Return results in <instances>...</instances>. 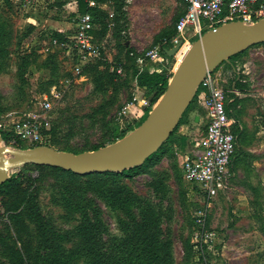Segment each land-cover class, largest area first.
<instances>
[{
  "label": "rangeland",
  "instance_id": "rangeland-1",
  "mask_svg": "<svg viewBox=\"0 0 264 264\" xmlns=\"http://www.w3.org/2000/svg\"><path fill=\"white\" fill-rule=\"evenodd\" d=\"M21 1L0 0V22H5L7 28V52L0 53V114L5 118L31 109L36 98L46 96L49 83L60 78L67 67L61 50H40L47 45L43 28L49 26L50 20L59 21V27L65 28L71 23L70 13L40 0L39 7L30 11L32 18L27 20L30 14L20 8ZM127 2L128 28L131 32L145 33L139 46L133 47L138 50L149 48L159 32L172 33L178 17L185 11L184 0ZM109 10L113 11L112 6ZM32 20L37 25L27 34ZM114 30L113 27L108 32ZM121 37L124 38L123 33ZM123 38L113 39L109 35L103 51L114 61H123L125 73L115 76L112 86L101 87L94 80L95 74H86L87 79L70 89L51 119V125L54 121L61 124L57 133L60 143L55 144L58 148L91 149L109 135V129L135 125L144 115L145 109L132 121H127L123 113L119 115L127 102H135L130 106L134 110L139 99L149 102L152 94L137 84L128 60L119 52ZM27 48L37 49L30 52ZM26 53L29 56L22 57ZM182 54L181 51L168 57V68ZM230 63L235 64L234 72ZM110 65L107 62L98 68L107 67L110 71ZM213 71L226 91L227 103L235 100L229 109V119L237 139V152L226 192L212 199L198 195L193 185L183 180L180 156L169 147L162 156L145 165L142 172L119 182L136 196L164 209L162 229L168 232L172 243L173 264H264V44L238 53ZM236 80L243 84L242 89L236 86ZM181 125L172 139L183 134ZM0 146L6 145L0 140ZM17 173L22 179L16 180L14 193L0 194V264H58L66 258L71 260L70 264H83L82 256L73 252L79 242L75 229L81 221L85 199L99 208L100 218L110 233L122 235L120 221L125 214L111 204L108 195L96 197L92 192L71 195L67 174L36 165L12 169L2 176L8 179ZM159 179L165 188L163 194L157 195L149 183ZM30 193L36 194L40 219L27 210Z\"/></svg>",
  "mask_w": 264,
  "mask_h": 264
},
{
  "label": "built area",
  "instance_id": "built-area-1",
  "mask_svg": "<svg viewBox=\"0 0 264 264\" xmlns=\"http://www.w3.org/2000/svg\"><path fill=\"white\" fill-rule=\"evenodd\" d=\"M184 1L185 11L177 19L172 36L163 37L147 49L129 52V55L134 57L136 75L143 71L149 73L155 71L159 64L163 63V48L169 49L180 42L177 53L181 51L183 53L194 40L216 26L235 21L254 24L264 19V0ZM34 3L36 0H24L21 9L27 13V9H34ZM88 4L96 6L94 1H88ZM107 14V26L112 28L113 12L109 11ZM69 15L71 23L65 28L55 29L63 33L64 38L49 37L44 47L47 51L49 46H57L63 52L67 64L65 73L49 85L46 96L36 98L31 109L9 118L0 114L1 143L7 147L29 148L47 145L50 139L51 119L63 105L70 89L87 79L84 73L86 66L104 59L102 45L94 36L99 25L91 13H80L76 9ZM123 63V61L112 63L109 67L110 72L123 75L125 73ZM198 91L197 97L205 111L207 123L191 151L182 157L181 174L183 180L196 187L198 195L212 199L219 193H225L230 186L231 164L237 139L226 111V91L213 70L206 72L196 92ZM134 104V101L127 102L119 111V115L123 113L127 121H132L139 117V113L149 105V102L141 98L136 102L134 110H131L130 106Z\"/></svg>",
  "mask_w": 264,
  "mask_h": 264
},
{
  "label": "trees",
  "instance_id": "trees-1",
  "mask_svg": "<svg viewBox=\"0 0 264 264\" xmlns=\"http://www.w3.org/2000/svg\"><path fill=\"white\" fill-rule=\"evenodd\" d=\"M69 1L71 0H53V2L49 4V7H56L58 9ZM88 1H94L96 3L111 2V6L113 8L114 33L117 35L121 32V30H127L129 26V18L127 16V10L125 9V6L128 3L127 0H76L78 11L80 13L90 12L94 21L99 25L100 29H97L94 32L95 38L102 36V32H105L107 29V12L98 8L97 6H89ZM119 27H121L120 31L118 30ZM33 28L34 27L32 25H29L26 33L28 34L31 32ZM6 29L5 22H0V53L5 55L7 52L5 50V46L7 45L5 43L7 32ZM174 31L175 25L173 27V32L170 34L167 30L159 32L156 36L157 40L155 41L158 42L163 37L172 36ZM51 36L58 39L64 38L63 33L56 31L52 32ZM260 44H264V42ZM120 48L122 51L124 50V55L129 62V67H131L132 76L135 77L137 70L134 63V57L129 55V52L132 50L126 49V46L123 43L120 44ZM32 50L33 48L29 51L31 52ZM28 53L22 57L26 56L27 58L29 56ZM237 55L238 54H235L229 57L228 60ZM162 58L163 62L168 58L164 52H162ZM104 61L105 60L99 59L84 68V73L87 75L91 73L95 74L94 80L100 85V87L103 85L112 86L114 84V77L118 76L115 72H110L107 67L103 69L98 68L101 64L107 63V61L106 63ZM118 62L122 61L117 60L116 63ZM233 66L235 67V64L230 63V68L233 69L232 72L235 71ZM123 67H125L124 63ZM167 68V65L160 63L155 71L151 73L143 71L142 73L136 75L137 84L152 94L149 98V105L145 107L144 115L141 117V119H139V121L135 123V125H128L126 128L121 130H119L118 127L109 129V135L106 134L107 137L101 142L93 145L91 149H60L55 144L60 143L57 133L59 132L61 124L57 121H54L50 129L52 137L50 138L47 145L58 150L78 153L82 151L95 150L123 138L127 132L133 131L145 119L148 112L152 109L151 106L156 104L163 95L167 87L168 80L171 76L167 73ZM22 72L24 73V71ZM234 77H236V74ZM56 80L51 81L49 85H51ZM236 86L239 89L243 88V84L237 80ZM196 93L168 139L161 144L157 151L151 154L144 160L142 164L138 166L131 167L121 172H103L85 176H80L71 171L63 170L58 167L37 166L38 168L44 167L59 170L67 174V182L69 183V188L67 189H72L69 190V192L72 193L71 195H77L81 192H92L96 197L108 195L111 204L121 209L125 214L124 220L121 219L120 221L122 235L116 236L110 233L106 225L102 222L99 208L96 205H92L89 199H85V201H83L81 206L84 208V211L81 221L75 229L76 235L79 238V242L75 245L73 252V254L82 256L83 264H173L171 248L172 243L168 232L162 229V217L164 209L161 208L162 206L160 204L136 196L123 184H121L119 180L122 178H133L134 175L142 172L145 165L153 162L155 159L159 158L160 155L162 156L163 153H165L164 149H167V144L173 141V134L177 130L179 124L187 121V114L194 107V101H196ZM234 104L235 100L230 103H227L226 100V111L228 116L229 109ZM236 152L237 147L234 155ZM19 179H22V175L20 173H17L15 176H11L10 178L6 179L0 184V194L9 195L14 193L16 189V180ZM149 185L157 195L163 194L165 186L162 184L160 179L151 181ZM193 187L196 190L194 185ZM74 198L77 199V196H74ZM26 203L29 214L36 219H40L42 215L36 202V194H28ZM14 209L17 210V208H13V210ZM70 263L71 260L69 258L58 262V264Z\"/></svg>",
  "mask_w": 264,
  "mask_h": 264
},
{
  "label": "water",
  "instance_id": "water-1",
  "mask_svg": "<svg viewBox=\"0 0 264 264\" xmlns=\"http://www.w3.org/2000/svg\"><path fill=\"white\" fill-rule=\"evenodd\" d=\"M263 42L264 19L254 24L230 22L204 32L183 52L163 95L129 134L98 149L78 153L44 144L29 148L0 146V184L7 179L2 173L25 165L58 167L85 176L121 172L142 164L173 132L206 72ZM179 46L180 42L163 48V52L167 57L174 56Z\"/></svg>",
  "mask_w": 264,
  "mask_h": 264
},
{
  "label": "crops",
  "instance_id": "crops-1",
  "mask_svg": "<svg viewBox=\"0 0 264 264\" xmlns=\"http://www.w3.org/2000/svg\"><path fill=\"white\" fill-rule=\"evenodd\" d=\"M23 1H21V3ZM39 1L40 0H36V3H34L35 7L40 5V4H37V2H39ZM43 1H45L47 4H50L53 2V0H43ZM128 3H127V5H128ZM96 6L108 13L110 11L109 8L111 7V2L96 3ZM20 8H21V4H20ZM54 8H56V7H54ZM61 8H65V9H67V13H71L72 11L77 9V4L74 0H71V1L67 2L66 4H64ZM30 11L27 12L30 14L28 19L26 18L27 20L32 18ZM106 22H108V14H107ZM58 23H60V22L58 21L57 23H55L54 20H50L49 26L47 28H43L42 31L45 32L44 36L46 37V40H48L49 37H52L51 34H52V32L55 31L56 28H59V29L62 28V27H59ZM29 25H32L33 27H35V25H37V24H36V22H34V20H32L31 22H29ZM36 27H38V26H36ZM112 28H109L107 26L106 31L102 32V36H100L98 39L96 38V41L102 45L103 50L105 49L104 42H106V39L109 37V35L111 36V38L117 39V38H123V37H121V34L123 33L124 38L122 40H120V44L123 43L126 46V49H131L134 52L139 51L138 49H133V47L139 46V44H140L139 39L145 37L144 32H131L130 29L128 28L129 32H120L119 34L116 35L114 32H108ZM99 29H100V27L98 28V30ZM31 49L32 48H30L29 50H31ZM36 49L37 48H34L33 50H36ZM55 49H59V48L57 46H49L48 50L45 51L44 47H42V49L40 51H42V52L43 51L44 52H54ZM103 50H102V56L104 58L103 60H105L111 64L117 62V61H114L113 58L109 54L104 55ZM114 51H115V49H114ZM121 51L122 50L120 48L119 52H121ZM116 53H118V52H116ZM122 53H124V50L122 51ZM178 60L179 59H177L175 61V63L172 65L171 68H167V73L169 75L172 74V71L174 70V67L176 66ZM163 64H164V62H163ZM168 64L169 63L166 61L165 65H167V67H168ZM198 93H199V91L196 94H198ZM195 116H198V120H195ZM206 123H207V118L205 116V111H204L202 105L200 104L199 99L196 95V103H194V107L189 111V116L187 117V121L182 123V125L180 127V130L183 132V134L181 136H179V138L173 139V141H171L167 144V147L174 149L176 151V153L179 154V156H180L179 160H182V157L186 153H189L191 151L193 145L196 142V139L199 137V135L205 129Z\"/></svg>",
  "mask_w": 264,
  "mask_h": 264
}]
</instances>
